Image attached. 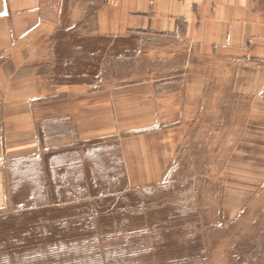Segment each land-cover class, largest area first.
<instances>
[{"label": "rangeland", "instance_id": "374dc122", "mask_svg": "<svg viewBox=\"0 0 264 264\" xmlns=\"http://www.w3.org/2000/svg\"><path fill=\"white\" fill-rule=\"evenodd\" d=\"M83 40L82 53L63 48L86 74L70 80L92 89L82 104L75 94L49 99L52 114L78 108L83 135L43 140L41 159L19 163L25 187L0 205V264H264V96L247 95L257 103L250 113L241 109L248 102L221 111L219 94L212 109L202 94H157L199 84L186 76L184 39ZM220 113L255 133L221 142ZM161 160L166 172L157 174ZM28 168L36 173L26 179Z\"/></svg>", "mask_w": 264, "mask_h": 264}, {"label": "crops", "instance_id": "0c3cea01", "mask_svg": "<svg viewBox=\"0 0 264 264\" xmlns=\"http://www.w3.org/2000/svg\"><path fill=\"white\" fill-rule=\"evenodd\" d=\"M130 35L180 38L190 47L186 76L199 84L158 89L159 95L202 94L203 107L212 109V94H219L221 111L248 102L241 109L250 113L255 97L264 96V0H0V205L25 187L17 177L25 173L19 163L41 159L43 140L66 143L69 134L83 135L77 107L75 116L61 104L52 114L49 104L53 94L61 99L75 94L72 99L82 104L83 90L92 89L89 82L70 80L86 74L69 63L76 58L67 57L63 47L70 42L77 55L84 51V37ZM171 111L180 112L179 101L173 100ZM225 116L217 135L237 146L239 134H249L251 127L244 119L228 123ZM161 120L155 113L150 126L160 127ZM60 157L64 166L65 153ZM156 164L155 173L166 172L162 160ZM26 173L32 178L35 168Z\"/></svg>", "mask_w": 264, "mask_h": 264}]
</instances>
